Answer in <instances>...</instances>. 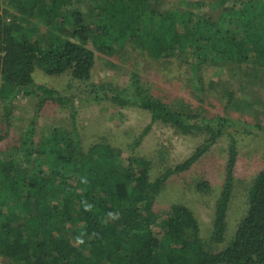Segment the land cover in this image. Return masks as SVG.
I'll list each match as a JSON object with an SVG mask.
<instances>
[{"label": "trees", "instance_id": "trees-1", "mask_svg": "<svg viewBox=\"0 0 264 264\" xmlns=\"http://www.w3.org/2000/svg\"><path fill=\"white\" fill-rule=\"evenodd\" d=\"M0 3V102L6 127L11 101L19 94L37 98L36 114L48 101L65 104L58 91L34 82L32 73L40 69L56 76L69 72L73 80L86 83L96 101L148 112L150 124L139 140L155 122L181 134L202 135L197 115L148 94L135 73L123 89L94 83L91 45L108 57L130 49L162 64L184 58L198 91H203L198 73L204 64L228 70L231 79L252 65L253 73H241L242 82L262 80L264 0H243L238 7L229 0H198L193 4L200 13L196 18L187 8L162 9V0ZM40 26L46 38L40 37ZM229 82L221 84L226 107L235 103ZM243 105L252 108L250 102ZM34 121L19 141L1 151L0 264H264V170L253 177L245 213L224 249L205 248L194 213L182 203H173L166 212L153 209L168 179L190 170L208 153L230 118L218 117L206 126L209 134L203 133V142L153 181L147 159L130 156L121 164V152L103 142L84 150L75 129L55 128L33 141ZM7 136V130L0 133V142ZM235 161L232 144L211 242H222L227 229Z\"/></svg>", "mask_w": 264, "mask_h": 264}, {"label": "rangeland", "instance_id": "rangeland-1", "mask_svg": "<svg viewBox=\"0 0 264 264\" xmlns=\"http://www.w3.org/2000/svg\"><path fill=\"white\" fill-rule=\"evenodd\" d=\"M196 1L162 0L160 6L162 9L168 6L181 10L187 8L194 12L196 18L200 15L193 7ZM242 1L229 0V3L238 7ZM39 28L40 37L46 38L44 26ZM90 47L95 55L91 79L94 83L110 82L123 89L131 81V74L135 73L139 77V84L148 94L178 111L197 115L194 119L202 126V135L198 132L181 134L168 125L155 122L139 140L144 128L150 124L148 112L136 105L120 108L109 101L94 100L86 83L73 80L69 72L56 76L35 69L32 73L34 82L58 91L65 104L48 101L36 114L37 98L19 94L11 101L10 123L6 127L2 116L4 104L0 102V133L8 131V136L0 142V156L7 146L19 141L32 118H35L33 141L36 142L55 128H64L69 132L75 129L84 150L103 142L121 152V164L130 156L144 157L150 162L148 176L153 181L167 167L189 156L203 142L206 138L204 134H209L206 126H212L218 117L230 118L231 121L221 127L222 133L208 153L190 170L171 176L165 185L167 187L155 197L153 206L158 212H166L173 203L187 206L196 217L198 234L205 248L209 251L224 249L245 213L246 192L253 177L264 170V66L263 72L258 68L262 80L257 82L251 77L248 83V79L242 82L241 73H251L252 65L242 66L240 76L234 75L231 79L228 70L204 64L198 73L203 81V91H198L192 86L190 67L184 58H173L170 64H162L140 54L138 50L127 49L119 55L115 53L108 57L95 51L92 45ZM228 81L235 103L226 107L227 94L221 84ZM130 93L125 92V95L130 96ZM133 96L131 94V98ZM247 102L252 108L244 107L243 104ZM232 144L236 149V161L227 210V229L223 241L215 243L210 241L215 203L225 184L226 163ZM203 182L207 184L206 187Z\"/></svg>", "mask_w": 264, "mask_h": 264}, {"label": "built area", "instance_id": "built-area-1", "mask_svg": "<svg viewBox=\"0 0 264 264\" xmlns=\"http://www.w3.org/2000/svg\"><path fill=\"white\" fill-rule=\"evenodd\" d=\"M0 17H2V12L0 11ZM6 20H8V18H6Z\"/></svg>", "mask_w": 264, "mask_h": 264}]
</instances>
